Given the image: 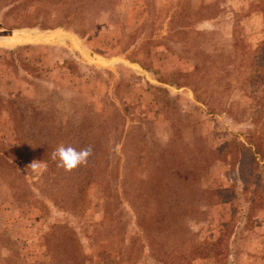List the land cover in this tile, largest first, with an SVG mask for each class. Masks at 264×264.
<instances>
[{"label":"rangeland","instance_id":"1","mask_svg":"<svg viewBox=\"0 0 264 264\" xmlns=\"http://www.w3.org/2000/svg\"><path fill=\"white\" fill-rule=\"evenodd\" d=\"M263 8L0 0V264H213L197 250L222 233L226 264H264V201L238 219L264 169L247 185L232 154H209L231 140L264 153ZM10 50L40 67L32 84ZM60 144L91 146L87 165L58 168ZM226 187L231 203L204 194Z\"/></svg>","mask_w":264,"mask_h":264},{"label":"trees","instance_id":"2","mask_svg":"<svg viewBox=\"0 0 264 264\" xmlns=\"http://www.w3.org/2000/svg\"><path fill=\"white\" fill-rule=\"evenodd\" d=\"M77 17H75V19H77ZM19 18L22 19V21H25L32 19V16L29 14L20 15ZM35 19H38V17H36ZM40 21H44L41 25H46V22L45 20H43V18H41ZM253 57L254 63L256 64L257 68L264 69V43L255 49ZM5 64L6 68L14 73L15 77L20 78L25 82L28 81V84H32L34 79L41 75L40 67L35 65L31 60L26 59L25 56H23L21 52L18 53L17 50H10V57L7 59L5 58ZM141 65L142 67H145L143 66L144 64ZM69 67L70 71H75L72 65H70ZM13 104L14 102H12V109L9 112L10 115H14L13 112L18 110L17 106H13ZM219 148L220 149H210L209 154L212 155L213 158H215V156H218L219 154H222L223 152V155L232 154V156H230L232 165L233 168H236V170L238 171L240 180L247 183V185H256L258 183L257 179H259L260 175L257 172L259 170V168L257 167L259 166L264 169V162L262 160L264 158V153H260V146L257 143L251 142V140L245 142H242L240 140H231L229 142H226ZM234 193L235 192L233 187H226L220 190H204V194H206L207 196L209 195V198L210 196L215 194L219 197V200L221 202L230 203L233 201L234 197H236V194ZM261 196L264 195L253 192L250 198H246L247 200L242 199V204L246 205L244 207L245 209H247V211H243L242 214L238 216V219H240V222H242L243 226L247 225V221L252 216V214H250V211L264 201ZM262 204H264V202ZM224 225H227V223H225ZM224 241L225 238L223 237L222 233V235H219L213 240H204V246H201L202 249L198 248L197 251H204V258H213V264H226L223 260L226 259V256L228 257V246L227 243H223ZM167 263L168 262H166V264ZM163 264H165V261L163 262Z\"/></svg>","mask_w":264,"mask_h":264},{"label":"clouds","instance_id":"3","mask_svg":"<svg viewBox=\"0 0 264 264\" xmlns=\"http://www.w3.org/2000/svg\"><path fill=\"white\" fill-rule=\"evenodd\" d=\"M92 151L91 146L77 150L71 145L60 144L52 151L51 159L56 162L58 168L65 172H72L80 166L87 165ZM32 166L36 167L35 162L32 163Z\"/></svg>","mask_w":264,"mask_h":264}]
</instances>
